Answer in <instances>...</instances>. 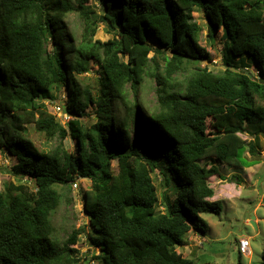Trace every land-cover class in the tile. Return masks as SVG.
Segmentation results:
<instances>
[{
    "label": "trees",
    "instance_id": "obj_1",
    "mask_svg": "<svg viewBox=\"0 0 264 264\" xmlns=\"http://www.w3.org/2000/svg\"><path fill=\"white\" fill-rule=\"evenodd\" d=\"M98 3L102 13L91 0H0V150L25 180L0 191V264H63L77 251L70 245L81 230L61 246L51 216L62 201L59 188L78 178L91 180L84 210L100 249L96 264H195L179 248L189 245L190 232L205 235L202 213L220 210L219 200H209L217 164L245 168L252 163L245 153H259L264 0ZM197 10L212 42L222 30L221 72L202 64L213 56L199 42ZM70 12L84 23L80 41L65 24ZM100 22L111 38L95 39ZM91 69L99 75L96 91L79 79ZM147 76L156 84L152 107L139 95ZM63 87L73 117L66 126L46 103ZM91 115L92 123L82 122ZM28 125L48 140L70 136L76 147L40 150ZM158 173L168 186L162 191Z\"/></svg>",
    "mask_w": 264,
    "mask_h": 264
},
{
    "label": "rangeland",
    "instance_id": "obj_2",
    "mask_svg": "<svg viewBox=\"0 0 264 264\" xmlns=\"http://www.w3.org/2000/svg\"><path fill=\"white\" fill-rule=\"evenodd\" d=\"M91 3L94 4L99 13H102V7L98 0H91ZM194 16L196 21L203 27L199 42L213 56L212 60H204L202 64L208 65L214 71H223L225 69L222 59L225 55V51L223 52L225 41L222 37V30L218 32L216 40L212 42L208 37L207 21L203 12L197 10L194 12ZM65 24L69 32L73 33L74 40L80 41L84 30L82 18L76 12H70L65 16ZM111 37L112 33L108 32L106 24L100 22L95 39L107 40ZM150 41L153 43L151 39ZM153 46L159 47L156 43ZM226 53L227 56L234 57L228 51ZM153 54H155V51H152L150 55L152 56ZM159 61L161 64L164 63L160 57ZM233 61L238 64L241 63L238 59H233ZM95 69H91V71L79 76L82 86H88L93 91L97 87L99 77ZM250 70L256 74L255 68H250ZM155 85L154 79L151 76H147L140 86L139 95L147 107H152L156 103ZM66 96L67 88L63 87L59 92V97L52 101H46L49 110L54 115L56 114V119L60 122L62 121V123L64 117L59 111L54 109V105L61 104L62 112H65ZM63 104L64 106H62ZM72 118L68 114L65 122ZM93 121L92 115L82 119L85 124H90ZM28 127L30 138L40 150L51 151L58 145L64 146L68 150H74L76 147L75 141L70 136L64 140H61L60 137L48 140L45 134L37 132L32 125H28ZM214 127V125L211 126V128ZM243 137L248 140L251 139L247 135H243ZM258 151L257 155H251L248 151L245 153V158L252 162L251 166L245 168H234L226 164H217L219 169L210 178V184L215 190V195L209 200H219L220 210L218 212L202 213V216L208 222L205 235L192 231L188 235L189 245L179 248L186 256L193 258L195 264H263L264 136L260 137ZM14 162L15 158L13 156L0 150V191L5 190L9 182L25 181L11 173L10 167ZM116 165L117 163L114 161L115 168ZM221 176H226L228 179L224 180ZM232 176L235 177L233 181L229 180ZM155 182L160 191L168 187L163 176L159 173L155 176ZM74 183L77 186H74ZM59 189L63 191V197L59 207L51 216L55 229L53 239L62 246L74 229L81 230L78 242L70 245L77 251L69 252V258L63 264H96L98 261L96 256L100 254V249L93 245L88 236V232L91 231V225L89 224V215L84 210V192L91 189V180L78 178L70 185ZM253 216L258 219L256 221L259 224L258 228H255L251 223ZM243 237L250 239L252 250L250 255H240L238 243Z\"/></svg>",
    "mask_w": 264,
    "mask_h": 264
},
{
    "label": "built area",
    "instance_id": "obj_3",
    "mask_svg": "<svg viewBox=\"0 0 264 264\" xmlns=\"http://www.w3.org/2000/svg\"><path fill=\"white\" fill-rule=\"evenodd\" d=\"M50 101H52V100H50ZM60 105H58V104L57 105H54V107H55L54 109H56V111H59V113L64 117V121H63V123L61 121V124L65 126V124L68 123V121H69V120H67L65 122V120L68 117V113H67V111L62 112V109H61ZM62 106H64V104ZM74 186H77V184L74 183ZM238 245H239V250H240V253L241 254H243V255L244 254H246V255H250L251 254V251L252 250H251V242H250V239L249 238H247V237L241 238L239 240V244Z\"/></svg>",
    "mask_w": 264,
    "mask_h": 264
},
{
    "label": "water",
    "instance_id": "obj_4",
    "mask_svg": "<svg viewBox=\"0 0 264 264\" xmlns=\"http://www.w3.org/2000/svg\"><path fill=\"white\" fill-rule=\"evenodd\" d=\"M254 217H255V216H253V218H254ZM251 223L254 225L255 228H258L257 223H256V221H255L254 219H252Z\"/></svg>",
    "mask_w": 264,
    "mask_h": 264
},
{
    "label": "crops",
    "instance_id": "obj_5",
    "mask_svg": "<svg viewBox=\"0 0 264 264\" xmlns=\"http://www.w3.org/2000/svg\"><path fill=\"white\" fill-rule=\"evenodd\" d=\"M252 219H254L255 221H257L258 219H257V217L255 216L254 218H252ZM257 223V222H256ZM259 224L257 223V226H258ZM190 239H192L191 237H190Z\"/></svg>",
    "mask_w": 264,
    "mask_h": 264
},
{
    "label": "clouds",
    "instance_id": "obj_6",
    "mask_svg": "<svg viewBox=\"0 0 264 264\" xmlns=\"http://www.w3.org/2000/svg\"><path fill=\"white\" fill-rule=\"evenodd\" d=\"M59 99V98H58ZM56 115V114H55ZM61 123V122H60ZM64 126V125H63ZM239 244V243H238ZM238 247H239V245H238ZM239 252H240V250H239Z\"/></svg>",
    "mask_w": 264,
    "mask_h": 264
}]
</instances>
